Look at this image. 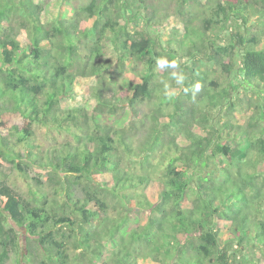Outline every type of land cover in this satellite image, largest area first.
<instances>
[{"label": "trees", "instance_id": "obj_1", "mask_svg": "<svg viewBox=\"0 0 264 264\" xmlns=\"http://www.w3.org/2000/svg\"><path fill=\"white\" fill-rule=\"evenodd\" d=\"M134 1L0 0V264H264V107L248 128L214 124L221 99L234 105L198 64L218 60L217 36L185 25L163 39L153 0ZM208 7L199 27L230 28L264 104V0ZM161 57L179 61L182 86ZM36 128L65 139L44 147ZM4 162L43 183L18 191Z\"/></svg>", "mask_w": 264, "mask_h": 264}, {"label": "rangeland", "instance_id": "obj_2", "mask_svg": "<svg viewBox=\"0 0 264 264\" xmlns=\"http://www.w3.org/2000/svg\"><path fill=\"white\" fill-rule=\"evenodd\" d=\"M135 1L133 3L134 7L136 6ZM152 2L155 3L154 11L157 13L158 19H161L163 17L166 18H163L164 21L158 27V33L160 35L159 37L164 39L169 35L177 34V37L179 36L183 38L185 36L184 34H186V30L184 28L185 25L190 28L197 29L200 32L203 30V28H207V34H210L212 32L214 36H217L218 43L223 48L221 50V54L218 56V60H210L203 58L199 61L198 64L200 65L201 69L205 72L208 78L213 79L217 81L218 84H220V88H228L229 86H231V90L229 91V93L232 98L230 100L234 102V105L233 108L229 107L227 106L228 103L224 99H221L219 102L220 104L214 107V109H212L213 111H210L211 114L214 116L212 120H214V124H218L220 128V126H224V123H228L229 121L233 120L234 116L239 121L241 127L248 128L247 123L249 120H251V117L257 113V108L259 106L264 107L262 101H259V98L263 95L262 93H259L258 90L252 89L251 85L244 83L237 73V66L241 61L242 48L238 46L234 41H230V28H227V26H224L222 24H218L216 29L212 31L208 29V24L206 23L199 27L198 21L201 15H204L205 18H210L213 15L212 10L208 7L213 2V0H198L196 6L188 4L180 5L178 0H153ZM183 14H185L187 17L183 18ZM189 35H186V37L189 38ZM193 35L194 34L191 32V36ZM233 64L234 68L231 69V65L233 66ZM3 88L6 89L4 86ZM172 90L177 91L175 88H173ZM176 96L177 94L175 93L173 98H175ZM237 97H239V100H237ZM211 114L209 116H211ZM15 118H17L20 122L21 119L19 118V116L16 115ZM9 126L11 127V124H9ZM36 130L38 137H40L38 139L42 142V145L44 147L53 146L55 144L58 145L61 141L63 142V140L65 139L62 134H58L57 132H46L45 130L42 131L39 128H36ZM10 138L12 140L15 139L11 136ZM161 158L162 157L160 152L156 153L150 158L151 168L149 170L153 169L156 165H158V169L153 173V175H151L153 182L155 183V190L158 189V181L162 179L163 169L166 168V165H168L169 161V157L162 159ZM136 162L137 161L133 160L134 166L130 167L131 171L140 173L141 167L138 163L136 164ZM10 166L11 164L4 162L2 171L8 176V180L16 186L18 191L22 192L28 188L32 190V188H35L37 186L33 183L34 180L31 179V176L38 180L37 183H43L44 181L42 172L35 171L32 168L26 166L25 164L23 165V167L29 170L30 179H25L21 176L23 174L21 170L15 168L12 170ZM144 170L148 169L144 168ZM33 185H35V187ZM43 187L45 186L43 185ZM150 192L151 190L149 189L143 191L142 188H138L135 193H147L148 195H151ZM195 193V182L192 181L189 185L187 194L194 195ZM118 210L119 209L116 208L115 212L113 213L114 216H116V214L119 212ZM218 223L220 224L222 223V221H218ZM19 232L21 234V241H24V228H20ZM23 251L26 252L24 247ZM15 257H18V263L15 262ZM22 262V256L12 255L10 259L5 262V264H23Z\"/></svg>", "mask_w": 264, "mask_h": 264}, {"label": "clouds", "instance_id": "obj_3", "mask_svg": "<svg viewBox=\"0 0 264 264\" xmlns=\"http://www.w3.org/2000/svg\"><path fill=\"white\" fill-rule=\"evenodd\" d=\"M157 66L160 68L172 69L170 76L175 81L177 86H182L185 80V76L182 71H177L180 67V63L177 59H168L167 57H161L157 60ZM170 85L165 84L164 88L166 93L168 92ZM197 90L199 89V84L196 85ZM175 94V93H171Z\"/></svg>", "mask_w": 264, "mask_h": 264}]
</instances>
